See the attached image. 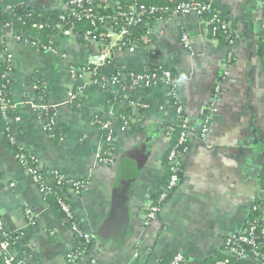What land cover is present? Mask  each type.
Instances as JSON below:
<instances>
[{
	"label": "crops",
	"instance_id": "obj_1",
	"mask_svg": "<svg viewBox=\"0 0 264 264\" xmlns=\"http://www.w3.org/2000/svg\"><path fill=\"white\" fill-rule=\"evenodd\" d=\"M24 1L40 13L59 12L64 2ZM202 1L211 3L236 33L234 60L226 68L227 46L207 36L203 18L197 15L149 21L146 27L155 37L151 44L135 53L116 51L101 76L89 83L74 84L70 69L86 67L101 50L80 36L52 38L57 54L6 36L7 58L11 56L10 94L19 117V121L11 120L10 134L45 168L88 182L80 196L64 194L70 197L81 230L95 237L89 258L96 264H159L174 253L183 254L187 264H211L222 256L227 237L242 229L260 197L264 0ZM97 2L113 6L119 0ZM183 34L189 36L192 50L184 47ZM1 60H6L5 55ZM149 64H160L177 78L176 94L194 129L205 123L211 105L215 104L216 112L205 139L197 132L191 134L182 182L159 217L146 226L142 214L149 197L167 184V127L176 125L179 115L167 103L165 85L133 88L131 84L114 86L109 80L117 70L128 72ZM225 69L229 76L215 101L217 81ZM37 80L46 84L58 119L66 126L61 138L51 137L28 105L35 98ZM72 87L80 95V102L74 104L68 99ZM127 113H131L132 126L124 129ZM94 119L115 130L116 158L110 166L97 160L105 134ZM15 156L0 124V219L9 234H24L13 254L28 264H67L69 252L82 243L55 202L41 195ZM27 207L34 214L32 227ZM78 264H89L88 256Z\"/></svg>",
	"mask_w": 264,
	"mask_h": 264
},
{
	"label": "built area",
	"instance_id": "obj_2",
	"mask_svg": "<svg viewBox=\"0 0 264 264\" xmlns=\"http://www.w3.org/2000/svg\"><path fill=\"white\" fill-rule=\"evenodd\" d=\"M174 2V7L170 8L169 6L159 7L155 5H147L144 3L134 2L127 7L124 11L121 9L119 4H115L113 6H106L108 9L111 8L114 10V14L112 15H100L97 13V9L99 6V2L97 0H69L67 2H63L60 8V21L57 25V34L53 37L56 39L58 36L68 35V36H80L86 44L99 48L101 52L94 56L88 65L83 68L70 69V76L73 80L74 84L78 81H84L89 83L91 79H95L101 76V72L106 68V66L110 65L112 62V56L116 51L126 49L131 53H135L140 49H144L151 44V37L153 32L147 29V32L140 37V39H129L128 37L131 35V27H134L138 24L149 23L147 18H156L155 20H169L172 15L178 16H189V15H197L203 18L206 34L209 36L210 31L213 35L216 34L217 31L222 30L225 32H230L228 40L229 44L227 46V63L224 65L226 68L229 64H231L234 60V47L237 39L236 33L231 27L230 22L211 4L204 3L199 0H171ZM205 15H211V18H204ZM84 22H89L92 25V30L84 31L81 28V24ZM102 23V24H101ZM101 25V26H100ZM110 28L102 37H98L95 33L97 30H103ZM218 42L217 40H214ZM26 44L31 45L28 39L22 41ZM182 43L185 48L192 50V45L190 38L187 34L182 35ZM34 47L39 48L40 50H48L53 51L57 54L56 47L54 46V42H51L47 47L40 48L39 46L32 45ZM65 57V56H64ZM11 59V56L8 57ZM148 66H155L157 69L153 72L148 70L135 74L130 73L126 74L123 70H117L111 76L110 84L114 86H125L129 82L133 88L138 87H154L159 84L165 85L169 91V93H173L175 96L176 88L178 84L177 78L173 75V73L160 64H149ZM229 76L228 70H224L221 79L217 81L216 89H215V101L218 100L219 95L222 92V84L223 81ZM46 86V84L44 83ZM38 88V84H34V89ZM0 98V116L4 118L5 121H8L9 124L12 122L11 118L8 116V112L10 109H18V106L7 99L5 96V92H1ZM80 95L75 93L73 87L68 93L69 103L74 104L76 102H80ZM178 105L175 107L179 117L183 115V107L178 100ZM28 105L31 109H33L40 119L44 122V130L48 133L49 128L54 125L56 122H59L58 115L56 112V106L52 105L51 102L47 103L45 100L36 103L34 100L28 102ZM133 107L141 106L140 104L132 103ZM209 115L206 118L205 123L203 124V128L201 130V137L205 139L210 131V122L213 117V114L216 112L215 104L209 107ZM50 113H53L50 115ZM14 120L19 121V118H15ZM96 125L98 124L102 132H104V146L103 149L97 155V160L100 164L110 166L115 162V144H116V134L115 130L110 127L107 123L97 120L93 121ZM130 126H124V129H128ZM183 127L186 129V132H183L181 135V142L183 143L188 136L191 137L192 129L190 121L188 118L184 117V125ZM11 140L14 142L15 140L11 136ZM185 157V153L180 151H172L170 155L169 164L172 166V173L170 178L168 179V184L166 186L165 191L160 195L159 201L163 202L171 192H174L178 186L180 185L182 179V170L181 165L183 162V158ZM16 160L20 165L24 166V170L30 177V179L37 185L39 191L43 197H46L51 193L52 187H56L61 190V197L59 199V205L61 211L66 215V220L71 223V231L73 234H77L83 238L85 245H91L89 249V253L85 254H74L73 252H69L67 255V264H78L77 261L79 258H86L88 256L89 264H96V260L94 258H89V254L91 252L92 247H94V243L92 244L95 237L93 235H89L84 233L81 230V226L79 220L75 212L72 210L69 202L70 197L66 196L65 193H70L72 196H80L88 187V182L84 180H69L66 175L60 172L59 170H50L48 169L46 175L43 174V166L42 164L37 167H31L28 164V156L26 154L19 153L16 156ZM38 162V161H37ZM40 164V163H39ZM45 169V168H44ZM49 176L54 178L53 183L49 179ZM261 190L260 197H264V181L261 182ZM68 184L67 188L63 185ZM71 203V202H70ZM162 211V207L159 205H154L149 197V201L143 210V221L146 226L151 225L159 216ZM25 213L27 215L29 225L32 227L35 225V219L33 211L27 207L25 209ZM0 231L3 234V238L0 237V264H27L24 260H18L17 257L13 254L14 247L17 245L18 240L20 239V234H14L15 238L11 239L10 236L13 234L7 233L3 222L0 220ZM256 231V226H250L245 230L237 232V234H232L231 239L228 241V248L225 251L227 256H235L239 259H244L247 261H253L254 264H259V260L254 255L248 253L244 246H252L256 249L258 248V243L256 241L255 236L253 235ZM262 235L264 239V229H262ZM82 243V242H81ZM242 245H244L242 247ZM185 259L184 255L178 253V255L174 258L173 262L170 264H181ZM264 264V259H263ZM218 264H233L230 259L227 258L224 261L218 262Z\"/></svg>",
	"mask_w": 264,
	"mask_h": 264
},
{
	"label": "trees",
	"instance_id": "obj_3",
	"mask_svg": "<svg viewBox=\"0 0 264 264\" xmlns=\"http://www.w3.org/2000/svg\"><path fill=\"white\" fill-rule=\"evenodd\" d=\"M67 1H69V0H64V2H67ZM199 1L204 2V3H209L206 1H202V0H199ZM134 2L144 3L147 5H155V6H159V7L169 6L170 8H173L175 5L174 2H171V0H160L158 2L150 1V0H119L118 4L121 7V9L125 11L127 9V7ZM97 13H99L100 15H112V14H114V10H112L111 8L108 9L106 6L99 4L98 9H97ZM59 17H60V11L59 12H51V13L36 12L24 0H0V34H1V38H0V94H1V92H5V94H6L5 96L7 97V99L11 100L12 102H13V100H12V97L10 94L11 79L7 75L11 71V61L7 58V54H6V52H7L6 36L8 34H11V35H13L14 38H16L20 41H24L25 39H28L29 42L32 43L31 45L39 46L42 49L44 47H47L51 43L52 38L57 34V32H58L57 25L60 21ZM211 17H212L211 15H205L204 16V18H207V19L211 18ZM155 19L156 18H147L146 20L152 21ZM81 28L84 31L93 29L92 25L89 22L82 23ZM109 29L110 28L103 29V30H97L95 33L98 35V37H102V35L105 34ZM130 30H131V35L128 38L136 40V39H140V37L147 32V27L145 26V24L141 23V24H138L134 27H131ZM229 34H230V32H225V31L219 30L216 32L215 35H213V33L210 31L209 38H211L212 40H217L218 43H221V44L228 46ZM261 53H262V55H264V42L261 45ZM4 55L6 57V60L3 62L1 59H2V57H4ZM156 69L157 68L155 66H148L147 65L141 69L128 71V72H126V74H130V73L139 74V73H142L146 70L153 72ZM36 83L38 84V88L35 90L34 101L36 103H39L40 101L45 100L47 103H50L49 91H48L47 87L44 85V82L41 80H39V81L37 80ZM129 84H130V82L127 85H129ZM127 85H125V86H127ZM0 98H1V95H0ZM177 102H178V97L175 96L173 93H169L168 97H167V103L172 107H176L178 105ZM17 110L18 109H10L9 110L8 116L12 120H14L15 118H19ZM130 111H131V109H130ZM52 114L53 113H50V115H52ZM130 114L127 113L123 117L124 126H132V120H131ZM208 115H209V112H208ZM184 117L185 118L187 117L185 114V111H183L182 117H179L176 125L167 127V136L169 137V146H170L169 150H168L167 160H166L168 171H169L168 179L170 178L171 173H172V166L169 164V161H170L169 159H170V155H171L172 151H174V150L180 151L182 153H185V156L188 155L189 152L191 151V137L190 136H188L187 139L183 143L181 142V135L183 132H186V129L183 127ZM97 120L98 119H94V121H97ZM0 124L4 125V127L6 129L7 141L13 146V148L15 150V155L17 156L19 153L23 152L24 154H26L28 156V164L32 168L40 166L41 163L34 156L30 155L27 152V150H25L22 146L17 144L15 141L13 142L11 140V134H10V130H9L10 124L8 121L4 120L2 115L0 116ZM96 125L98 127H100L98 124H96ZM202 128H203V125L198 129H194L192 127L190 132H192V133L197 132L198 135L200 136V138H202L201 137ZM66 131H67L66 126L62 122L59 121V122H56L54 125H52L49 128L48 134L51 137L56 139V138L63 137V135L66 133ZM21 167L24 169V166L21 165ZM44 168H43V170H44L43 174L46 175L48 169L47 168L44 169ZM50 170H52V169H50ZM181 170H183V162L181 165ZM49 179L53 183L52 180H54V178L52 176H49ZM67 179L72 180L68 177H67ZM261 181L262 182L264 181V173H263V177H262ZM181 182H182V179H181ZM181 182H180V184H181ZM167 184H168V180H167ZM167 184H166V186H167ZM67 185L68 184H65L63 186H65L67 188ZM166 186L163 190L159 191L158 193H154L151 196L152 203L154 205L161 206L162 210L165 207L167 201L169 200V198L171 197V195L173 193V192H171L170 195L163 202H160L159 197L165 191ZM60 197H61V190L53 186L51 193L49 195H47L45 197V199H51L53 202H55L57 209L59 210L62 217L66 221V225L68 226V228H71V226H70L71 222L66 220V217H65L66 215L63 213V211H61V208L59 205ZM69 204H70L72 210L74 211V207H73L72 203L69 202ZM250 226H256V231L253 235L255 236L256 241L258 243V248L256 249L255 247L244 246V245H242V247L244 246L248 253L257 257L259 260V264H263L262 261L264 259V239H263V235H262V229H264V197H259L258 199L255 200L254 204L252 205L251 212H250L245 224L243 225V227L240 231L245 230ZM21 235L24 236V234H22V233L20 234V236ZM75 236L80 242H82V245L79 248L72 250L71 252H73L74 254H82V253L88 254L89 249L91 248L90 247L91 245H85L82 237H80L77 234H75ZM0 237L3 238V234L1 231H0ZM10 238L14 239L15 235L12 234L10 236ZM230 239H231V236H228L226 243H225V246L223 248L222 256L217 258L211 264H218V262L224 261L227 258H229L231 263H233V264H253L250 261H247L244 259H239L238 257H235V256H227L225 254V251L228 248L227 243ZM95 242H96V240H93L92 244L93 243L95 244ZM177 255H178V253L168 255L165 259L161 260L159 264H170L173 262L174 258ZM17 259L18 260H24L23 258H19V257ZM77 261L80 262L81 258H79ZM187 263H188V260L185 258L181 264H187Z\"/></svg>",
	"mask_w": 264,
	"mask_h": 264
},
{
	"label": "water",
	"instance_id": "obj_4",
	"mask_svg": "<svg viewBox=\"0 0 264 264\" xmlns=\"http://www.w3.org/2000/svg\"><path fill=\"white\" fill-rule=\"evenodd\" d=\"M151 38H155L153 34H152V37Z\"/></svg>",
	"mask_w": 264,
	"mask_h": 264
}]
</instances>
